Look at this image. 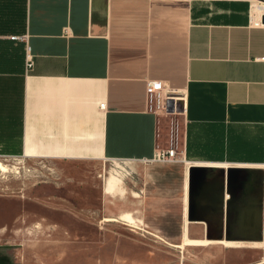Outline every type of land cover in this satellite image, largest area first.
<instances>
[{
    "label": "crops",
    "instance_id": "crops-1",
    "mask_svg": "<svg viewBox=\"0 0 264 264\" xmlns=\"http://www.w3.org/2000/svg\"><path fill=\"white\" fill-rule=\"evenodd\" d=\"M263 14L251 0H0V155L56 166L176 151L139 166L138 190L101 179L94 208L111 231L89 223V205L67 214L82 195H40L44 208L52 204L40 216L53 219L51 230L25 263L88 264L67 259L87 250L96 264L173 262L138 219H182L175 236L187 249L177 264H231L230 242L264 240ZM151 80L180 110L172 146H159Z\"/></svg>",
    "mask_w": 264,
    "mask_h": 264
},
{
    "label": "rangeland",
    "instance_id": "rangeland-1",
    "mask_svg": "<svg viewBox=\"0 0 264 264\" xmlns=\"http://www.w3.org/2000/svg\"><path fill=\"white\" fill-rule=\"evenodd\" d=\"M257 2L264 5V0H251V3ZM152 103L161 115V127L165 131V137L160 138L159 146L160 148L166 145L172 146L178 128L182 127L180 110L173 108L172 111L167 112L164 108V102L161 100L158 106L154 101ZM0 162L5 165V169H0V263L4 264H32L31 261L25 263L23 259L27 257L32 260L33 257L30 255L23 256V254L25 251L33 252L38 247L40 239L38 240L37 237L41 236L40 234L47 236L50 233L51 227L48 226L47 221L53 219H40V216L47 213L52 215L53 213L48 208L52 204H47V208H44L47 202L39 201L40 195L46 196L54 191L66 197L82 195L83 200L81 202L73 200L72 203L76 202V204H73L74 206L71 208H66L67 214L70 210L78 212L79 204L89 205V218L87 219L89 223L92 222L91 225L94 227L102 226L111 231L110 222L100 220L101 212L94 208L100 202V198H98L101 196L99 182L102 178L104 180L118 178L126 185L138 190L141 184L139 166L146 164V162L81 161L57 162L55 166L54 163L48 161L4 155H0ZM173 166L179 167L177 164ZM158 167L165 166L162 164ZM87 181H89L88 184ZM90 181H96L98 185ZM103 195L106 197L104 214L107 217L109 216L107 215L108 207L110 208L113 203L112 199L108 197H111L112 194L107 192L105 187ZM115 202L118 203L119 200H115ZM155 210L157 209L153 208V212ZM65 220L73 223L80 221V219ZM65 220L62 219L64 222ZM181 221L182 219H138L135 225L151 232L153 249L156 250L161 247L172 250L175 260L169 264H177L178 260L182 258L180 251L187 249V245L177 240L175 236ZM120 225L123 224L120 223ZM196 225L200 226L198 232L200 234L203 230V224ZM261 225L264 230V221ZM230 243L238 245L230 248L232 250L231 264H250L264 259V240L259 241L258 246H248L250 243L248 241ZM177 244H181V248L177 247ZM213 246L218 248L222 244L204 245L200 246V249H209ZM99 251H103V249L99 248L98 253ZM120 251L124 250L121 249ZM27 254L29 253L27 252ZM97 255L94 250H87L86 253L69 251L67 259L77 263L82 257V259H87L88 264H96ZM191 264H195V262H191Z\"/></svg>",
    "mask_w": 264,
    "mask_h": 264
},
{
    "label": "built area",
    "instance_id": "built-area-1",
    "mask_svg": "<svg viewBox=\"0 0 264 264\" xmlns=\"http://www.w3.org/2000/svg\"><path fill=\"white\" fill-rule=\"evenodd\" d=\"M16 37V36H13ZM31 60L27 61V66L30 67ZM162 83L158 80L148 81L146 84V92L151 103L154 101L157 106L159 105L160 100L164 102V108L166 109V100L170 95L161 94ZM153 104V103H152ZM174 108V106H173ZM167 110V109H166ZM176 159V151L174 148L170 147L168 149H159L152 158L143 159V162H149L151 160L157 161H172Z\"/></svg>",
    "mask_w": 264,
    "mask_h": 264
},
{
    "label": "water",
    "instance_id": "water-1",
    "mask_svg": "<svg viewBox=\"0 0 264 264\" xmlns=\"http://www.w3.org/2000/svg\"><path fill=\"white\" fill-rule=\"evenodd\" d=\"M261 22L264 23V14L262 15L261 17ZM176 103L173 101L172 98H168L166 100V109L167 111H172L173 110V106L175 105ZM260 228H261V224H260ZM260 231H262L261 229H259ZM259 234V232H258ZM254 264H264V260L262 261H259L258 263H254Z\"/></svg>",
    "mask_w": 264,
    "mask_h": 264
},
{
    "label": "bare ground",
    "instance_id": "bare-ground-1",
    "mask_svg": "<svg viewBox=\"0 0 264 264\" xmlns=\"http://www.w3.org/2000/svg\"><path fill=\"white\" fill-rule=\"evenodd\" d=\"M254 7V6H253ZM255 11V10H254ZM257 11H258V9H257ZM254 13V12H253ZM0 169H5V165L4 164H2L1 162H0ZM185 234V233H184ZM207 242V241H206ZM203 243V242H202ZM210 243V242H209ZM208 243V244H209ZM232 244V243H231ZM250 245V244H249ZM251 245H252V243H251ZM254 245V244H253ZM257 245V244H256ZM264 245V244H263Z\"/></svg>",
    "mask_w": 264,
    "mask_h": 264
},
{
    "label": "flooded vegetation",
    "instance_id": "flooded-vegetation-1",
    "mask_svg": "<svg viewBox=\"0 0 264 264\" xmlns=\"http://www.w3.org/2000/svg\"><path fill=\"white\" fill-rule=\"evenodd\" d=\"M0 264H4V263L1 262Z\"/></svg>",
    "mask_w": 264,
    "mask_h": 264
}]
</instances>
